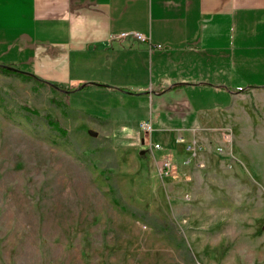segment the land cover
I'll return each mask as SVG.
<instances>
[{
    "label": "rangeland",
    "instance_id": "obj_1",
    "mask_svg": "<svg viewBox=\"0 0 264 264\" xmlns=\"http://www.w3.org/2000/svg\"><path fill=\"white\" fill-rule=\"evenodd\" d=\"M120 103L0 71V264H264V89L170 138Z\"/></svg>",
    "mask_w": 264,
    "mask_h": 264
},
{
    "label": "crops",
    "instance_id": "obj_2",
    "mask_svg": "<svg viewBox=\"0 0 264 264\" xmlns=\"http://www.w3.org/2000/svg\"><path fill=\"white\" fill-rule=\"evenodd\" d=\"M86 61L92 82L73 72ZM0 65L92 94L106 121L123 100L148 107L125 115L170 138L264 89V0H0Z\"/></svg>",
    "mask_w": 264,
    "mask_h": 264
},
{
    "label": "built area",
    "instance_id": "obj_3",
    "mask_svg": "<svg viewBox=\"0 0 264 264\" xmlns=\"http://www.w3.org/2000/svg\"><path fill=\"white\" fill-rule=\"evenodd\" d=\"M127 36V34H122V35H120L119 36V38H124V37H126ZM135 37L137 38V39H140V40H145L146 38L143 36V35H141V34H135ZM141 127L145 130V131H147V132H149V133H152L153 131H154V128H153V122L152 121H143L142 123H141ZM161 147V145H160V143H158V142H156V143H154L153 144V148L154 149H159ZM162 163V169H164L165 171H167V172H169V171H171L172 170V168H173V163H172V161L171 160H164V161H162L161 162Z\"/></svg>",
    "mask_w": 264,
    "mask_h": 264
},
{
    "label": "trees",
    "instance_id": "obj_4",
    "mask_svg": "<svg viewBox=\"0 0 264 264\" xmlns=\"http://www.w3.org/2000/svg\"><path fill=\"white\" fill-rule=\"evenodd\" d=\"M0 71L4 72V73H14V74H18V75H23V76H28V77H32L31 75H25L24 73H22L21 71L15 69V68H12V67H9V66H6V65H0ZM48 125L53 128L54 130H56L57 132L61 133L62 135H66L67 134V131L61 127V125L57 122V121H54L52 120L51 118L48 117Z\"/></svg>",
    "mask_w": 264,
    "mask_h": 264
}]
</instances>
